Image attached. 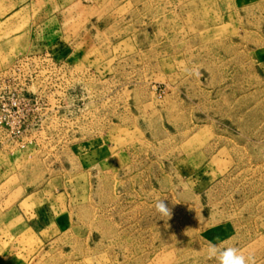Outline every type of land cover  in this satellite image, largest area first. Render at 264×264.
Returning a JSON list of instances; mask_svg holds the SVG:
<instances>
[{
    "label": "rangeland",
    "instance_id": "374dc122",
    "mask_svg": "<svg viewBox=\"0 0 264 264\" xmlns=\"http://www.w3.org/2000/svg\"><path fill=\"white\" fill-rule=\"evenodd\" d=\"M210 243L264 264V0H0V264Z\"/></svg>",
    "mask_w": 264,
    "mask_h": 264
},
{
    "label": "clouds",
    "instance_id": "9594fccd",
    "mask_svg": "<svg viewBox=\"0 0 264 264\" xmlns=\"http://www.w3.org/2000/svg\"><path fill=\"white\" fill-rule=\"evenodd\" d=\"M155 209L161 216L170 215L169 209L163 203V199L156 202ZM208 255L210 258H214L217 264H252L251 257L246 256L235 246H220L210 243Z\"/></svg>",
    "mask_w": 264,
    "mask_h": 264
}]
</instances>
